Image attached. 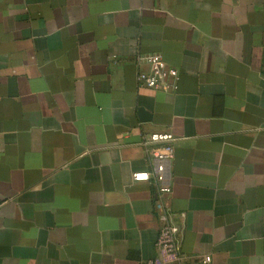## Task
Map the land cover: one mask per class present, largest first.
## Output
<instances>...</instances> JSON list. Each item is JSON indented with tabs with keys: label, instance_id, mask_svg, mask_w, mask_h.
I'll use <instances>...</instances> for the list:
<instances>
[{
	"label": "crops",
	"instance_id": "0c3cea01",
	"mask_svg": "<svg viewBox=\"0 0 264 264\" xmlns=\"http://www.w3.org/2000/svg\"><path fill=\"white\" fill-rule=\"evenodd\" d=\"M151 132L184 264H264V0H0V264L157 257Z\"/></svg>",
	"mask_w": 264,
	"mask_h": 264
},
{
	"label": "built area",
	"instance_id": "2783aa9c",
	"mask_svg": "<svg viewBox=\"0 0 264 264\" xmlns=\"http://www.w3.org/2000/svg\"><path fill=\"white\" fill-rule=\"evenodd\" d=\"M140 61H146L147 71H141L138 81L141 87L152 88L165 92L178 91L180 72L169 65L161 54H145L139 56ZM174 135L169 132H151L144 134L142 144L152 158V169L136 171L135 180L151 181L156 187V209L161 218V227L157 238L158 256L141 260L139 264H184L186 256L179 240L180 228L171 220V209L167 196L173 192L172 166L175 158ZM203 261L208 263L211 256Z\"/></svg>",
	"mask_w": 264,
	"mask_h": 264
}]
</instances>
